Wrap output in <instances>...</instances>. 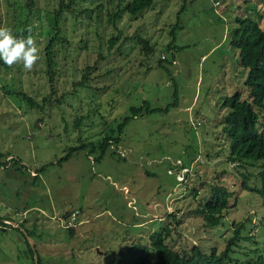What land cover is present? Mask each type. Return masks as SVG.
I'll return each instance as SVG.
<instances>
[{
	"label": "rangeland",
	"instance_id": "374dc122",
	"mask_svg": "<svg viewBox=\"0 0 264 264\" xmlns=\"http://www.w3.org/2000/svg\"><path fill=\"white\" fill-rule=\"evenodd\" d=\"M24 1L0 0V27L13 35L27 29L23 38L31 34L40 48L32 71L22 63L0 66V217L17 222L0 224V264H35L34 256L37 264H109L130 242L148 245L154 230L178 251L192 244L222 249L232 222H242L240 234L247 236L234 245V256L264 254V199L240 187L242 180L260 186L259 162L228 161L221 130L224 96L246 91L245 68L228 34L236 15L256 19L264 30V0H153L113 22L106 9L117 0H107L98 17L61 27L68 42L57 53L55 85L57 95L66 93L50 105L41 101L49 92L42 54L57 0H34L32 13ZM110 35L116 39L107 50ZM138 38L151 51L143 52ZM161 54L174 62L160 66ZM85 65L92 87L69 92ZM141 100L156 110L130 117L117 145L99 157L84 146L59 159L72 146L96 142ZM213 183L235 189L236 197L222 223L207 226L195 209ZM72 209L80 210L79 221L69 234L63 218Z\"/></svg>",
	"mask_w": 264,
	"mask_h": 264
},
{
	"label": "trees",
	"instance_id": "16d2710c",
	"mask_svg": "<svg viewBox=\"0 0 264 264\" xmlns=\"http://www.w3.org/2000/svg\"><path fill=\"white\" fill-rule=\"evenodd\" d=\"M84 1L86 0H57L56 7L51 11V17H48L50 26L46 32L47 36L43 45L42 59L43 72L47 78L49 92L43 94L42 103L47 102L49 105L58 104L63 100V95L66 93L61 91L57 95L55 85L58 74L57 69L59 67L57 53L68 42L61 27L65 28L66 24H70L72 29L79 28L80 24L78 23H81V20L88 19L90 16L94 18L98 17V11L103 6L102 3H104V6L107 5V0L94 1L91 5H86ZM152 1L125 0L123 2V0H117L113 8L106 9L107 19L113 22L115 18L120 16L121 11L135 14L149 6ZM33 4L34 0L24 1L27 12L32 13L35 10L36 6L33 7ZM66 13L70 17H67ZM67 20L69 23H66ZM234 20L235 24L228 34V42L230 46L237 49L239 64L245 68L242 84L246 91L245 94H241V91L235 90L231 94L224 96L221 106L227 107V112L222 117L221 130L225 135V151L228 161H232L233 164L236 161L240 165H250L254 161L259 162L257 174L261 181L260 186H249L242 180L240 187L258 192L264 199V123L260 119L261 114L264 113V30L256 19L249 16L236 15ZM175 27H178L177 24L172 25L169 29L171 35ZM24 31H27V29L23 28L21 32L15 31L14 35L18 38H23L22 34ZM115 39L114 35H110L105 40L107 50ZM138 39L143 42V52L151 51V47L148 46L145 40ZM172 43L173 35L171 36V40L167 42L166 47H173ZM116 48L118 49L119 45ZM162 61L171 64L173 57H171L170 61H167L165 57H158L157 63L160 66L163 65ZM0 66L6 67L7 65L0 60ZM164 69L171 76V71L167 67H164ZM90 70L89 65H85L80 69L79 78L72 81L69 92H73L79 86L86 89L92 87L89 83ZM22 95L27 98L31 106H38V99L27 93H23ZM142 109H144V112H152L156 110V107L149 108L145 106L144 100H141L139 104L129 105L128 112L115 123L114 127L106 128L107 131L101 135L100 139L96 142L89 140L72 146L59 159L67 158L73 149L75 150L84 146L88 148V151H97L96 157H99L112 143L118 144L122 129L128 119L140 113ZM167 109L168 105L161 108V110ZM77 119L79 118L75 116L73 124H77L75 122ZM113 150H110V153H113ZM234 193L235 189L228 188L223 184L213 183L210 186V196L195 209V212L200 214L204 225L215 226L222 223L221 219L227 213L228 206L234 202L236 197ZM230 199H233V201ZM70 211L67 210L64 214H68ZM77 211L79 214L80 210L77 209ZM74 225L65 227L69 234L74 232L72 230ZM242 227V222H232L231 234L226 238L222 249H217L213 246L208 250H202L199 246L192 244L188 249L181 251L172 248L164 241V233L162 234L160 231L154 230L149 234L148 245L140 242H130L118 251L116 259L109 264H149L151 256H154L152 264H264L263 253L243 259L234 256L236 252L234 245L236 246L238 240L244 237L240 234ZM164 232H168L166 228H164ZM244 238H247V236Z\"/></svg>",
	"mask_w": 264,
	"mask_h": 264
},
{
	"label": "clouds",
	"instance_id": "9594fccd",
	"mask_svg": "<svg viewBox=\"0 0 264 264\" xmlns=\"http://www.w3.org/2000/svg\"><path fill=\"white\" fill-rule=\"evenodd\" d=\"M31 33V29H29ZM40 59V48L34 36L18 38L9 27H0V60L9 67L22 63L27 71H32Z\"/></svg>",
	"mask_w": 264,
	"mask_h": 264
},
{
	"label": "built area",
	"instance_id": "2783aa9c",
	"mask_svg": "<svg viewBox=\"0 0 264 264\" xmlns=\"http://www.w3.org/2000/svg\"><path fill=\"white\" fill-rule=\"evenodd\" d=\"M160 57H164L163 54L160 55ZM174 62V59H173ZM179 168V167H178ZM78 219V211L77 209H72L68 214L65 215L63 218V226L69 227L74 225L77 222ZM79 221V220H78Z\"/></svg>",
	"mask_w": 264,
	"mask_h": 264
},
{
	"label": "crops",
	"instance_id": "0c3cea01",
	"mask_svg": "<svg viewBox=\"0 0 264 264\" xmlns=\"http://www.w3.org/2000/svg\"><path fill=\"white\" fill-rule=\"evenodd\" d=\"M6 155H9V154L7 153ZM6 155H5V156H6ZM78 218H79V217H78ZM2 219H3V220H2ZM4 219L7 220V221H10L13 225H17V222H16V221H12L9 217H0V222H5ZM19 220H20V219H19Z\"/></svg>",
	"mask_w": 264,
	"mask_h": 264
},
{
	"label": "water",
	"instance_id": "95a60500",
	"mask_svg": "<svg viewBox=\"0 0 264 264\" xmlns=\"http://www.w3.org/2000/svg\"><path fill=\"white\" fill-rule=\"evenodd\" d=\"M31 246H32V244H31ZM34 263L37 264V263H36V256H34Z\"/></svg>",
	"mask_w": 264,
	"mask_h": 264
}]
</instances>
